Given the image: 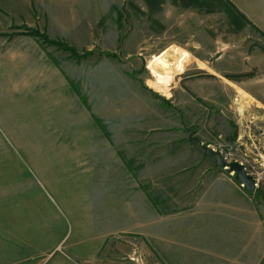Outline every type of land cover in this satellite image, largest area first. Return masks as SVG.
I'll return each mask as SVG.
<instances>
[{
  "label": "rangeland",
  "instance_id": "1",
  "mask_svg": "<svg viewBox=\"0 0 264 264\" xmlns=\"http://www.w3.org/2000/svg\"><path fill=\"white\" fill-rule=\"evenodd\" d=\"M46 39L73 48L78 58ZM169 47L171 62L188 55L156 93L148 61ZM41 65L49 76L40 75ZM229 82L264 86V0H0V230L22 239L26 257L41 264H162L139 227L128 222L119 235L105 237L104 223H90L80 210L96 175L89 164L105 162L88 136L142 132L140 121L161 108L168 117L161 133L170 144L192 150L188 135L200 129L211 149L255 179L249 211L256 221L242 218L248 240L243 226L234 249L247 245L250 264H264V118L251 128L253 138L242 132L241 147L210 130L217 108L235 102ZM263 112L249 109L248 118ZM151 145L146 165L160 170L147 187L154 200H164L166 188L177 189L181 169L162 151L164 138ZM87 149L94 155L86 156ZM179 163L191 167L193 157Z\"/></svg>",
  "mask_w": 264,
  "mask_h": 264
},
{
  "label": "crops",
  "instance_id": "2",
  "mask_svg": "<svg viewBox=\"0 0 264 264\" xmlns=\"http://www.w3.org/2000/svg\"><path fill=\"white\" fill-rule=\"evenodd\" d=\"M43 68L45 66L41 65L40 75L49 76ZM247 72L248 70H245L244 73ZM213 74L219 76L215 70ZM229 88L236 96L235 102L224 103V108H217L216 123L210 130L212 129L219 138L224 137L227 142L241 147L246 145L241 142L242 132L247 133L248 139L253 138L255 133L250 131L251 128L259 129L258 118L261 121L264 118V112L260 116H254L255 120L248 118L249 109L264 110V100L259 98V93H264V86L250 90L247 84L233 85L229 82ZM237 90L241 96H238ZM155 91L159 93L161 90ZM159 109V114L150 111L151 115L140 121V124H145L142 132L132 134L114 132L108 135L110 139L102 138L100 135L95 139L88 136L86 139L88 142H96L90 145V149L91 146L96 147V156H102L105 162L103 165L91 167L89 164L88 172L96 175L87 182L88 191L80 200L82 216L90 223L94 221L104 223L103 232L97 233L105 237L119 235L122 226L124 228L128 222L129 228L139 227L142 235L152 239L151 252H154L162 264H233L234 260L236 264H250L247 245L245 248H241V245L237 250L234 249L236 245L234 233L244 226L246 233L243 237L248 240V224H244L242 218L256 221L255 211H249L251 201L256 199L255 196L248 194L231 178L229 171L227 174L223 173L222 168L215 167L213 158L203 155L189 142L192 135L198 138L201 144L215 148L213 142L203 139L200 129L198 134L188 135L187 141L192 145L190 146L192 150L187 148L182 150L183 148L179 149L176 144H170L168 134L161 133L162 128L168 126V117L161 113V108ZM228 113L233 116L235 122L229 120ZM115 123L121 124L113 120L112 124ZM161 138H164L166 146L162 151L167 157L171 155L170 157L177 158L175 168L181 169L177 173H181L182 178H178L179 182L176 183L178 190L168 187L165 190L166 199L154 200L147 186L153 176L152 172H158L160 168L153 169L146 165L149 161L146 149L153 146L151 145L153 141L157 143ZM137 149L145 153L140 154V161L135 159L137 156L134 152ZM87 155L94 154L87 149ZM189 155L194 161L191 167L178 165L185 157L188 160ZM190 168L192 172L184 177ZM185 182L192 184V187L183 192ZM97 226L88 225L91 230ZM40 252L39 250L38 254ZM35 259L33 255L26 257L22 239L10 238L7 232L0 230V264H25L26 261L28 264H41L39 259Z\"/></svg>",
  "mask_w": 264,
  "mask_h": 264
},
{
  "label": "water",
  "instance_id": "3",
  "mask_svg": "<svg viewBox=\"0 0 264 264\" xmlns=\"http://www.w3.org/2000/svg\"><path fill=\"white\" fill-rule=\"evenodd\" d=\"M189 142L203 155L211 157L214 159L215 167L228 170L230 173H233L235 181L250 195L254 194L256 186L255 180L253 177L246 173L245 167L238 163L226 162L223 160L222 155L203 144L200 140L192 135L189 137Z\"/></svg>",
  "mask_w": 264,
  "mask_h": 264
},
{
  "label": "bare ground",
  "instance_id": "4",
  "mask_svg": "<svg viewBox=\"0 0 264 264\" xmlns=\"http://www.w3.org/2000/svg\"><path fill=\"white\" fill-rule=\"evenodd\" d=\"M170 48L171 47L162 50L157 55L152 56L148 61L149 68H151L156 74V81L151 83V87H153L155 90L159 89L158 83L164 77L171 75L177 69L179 61H181V59L188 55L186 52L183 51L181 59H179V61L177 60V63L171 62L168 59V51L170 50Z\"/></svg>",
  "mask_w": 264,
  "mask_h": 264
},
{
  "label": "trees",
  "instance_id": "5",
  "mask_svg": "<svg viewBox=\"0 0 264 264\" xmlns=\"http://www.w3.org/2000/svg\"><path fill=\"white\" fill-rule=\"evenodd\" d=\"M230 7L239 15V17H241L242 19H245L244 16L240 12H238V10H236V8L233 5L230 4ZM45 41H48V40L46 39ZM48 42L54 46L61 48L64 51L70 52L71 57L78 58V54L76 53V51L73 48L66 46L60 42H52V41H48Z\"/></svg>",
  "mask_w": 264,
  "mask_h": 264
},
{
  "label": "built area",
  "instance_id": "6",
  "mask_svg": "<svg viewBox=\"0 0 264 264\" xmlns=\"http://www.w3.org/2000/svg\"><path fill=\"white\" fill-rule=\"evenodd\" d=\"M218 152L222 155V158H223V160L224 161H226V162H228L229 160H228V156L227 155H225L224 154V152L223 151H221V150H218ZM230 175L232 176L233 175V173H230ZM255 180V179H254ZM255 186H257L256 185V182H255Z\"/></svg>",
  "mask_w": 264,
  "mask_h": 264
}]
</instances>
